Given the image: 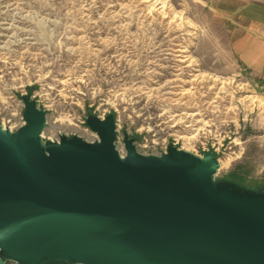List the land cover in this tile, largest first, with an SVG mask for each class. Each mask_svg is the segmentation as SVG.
<instances>
[{
	"label": "rangeland",
	"instance_id": "1",
	"mask_svg": "<svg viewBox=\"0 0 264 264\" xmlns=\"http://www.w3.org/2000/svg\"><path fill=\"white\" fill-rule=\"evenodd\" d=\"M145 1L0 0V127L23 125L20 96L29 89L48 113L43 142L89 141L86 115L113 114L121 155L124 133L141 155L159 156L170 144L195 157L212 149L214 180L264 191V111L240 102L252 92L264 97V83L226 67L215 12L264 0H158L165 15ZM3 23L12 24L8 34ZM181 46L191 67L180 62ZM200 74L233 79L232 98L216 95L210 81L184 82Z\"/></svg>",
	"mask_w": 264,
	"mask_h": 264
},
{
	"label": "water",
	"instance_id": "2",
	"mask_svg": "<svg viewBox=\"0 0 264 264\" xmlns=\"http://www.w3.org/2000/svg\"><path fill=\"white\" fill-rule=\"evenodd\" d=\"M23 125L0 127V264H264V191L218 171L212 149L159 156L116 147L113 114L88 113L94 141L43 142L28 89Z\"/></svg>",
	"mask_w": 264,
	"mask_h": 264
},
{
	"label": "crops",
	"instance_id": "3",
	"mask_svg": "<svg viewBox=\"0 0 264 264\" xmlns=\"http://www.w3.org/2000/svg\"><path fill=\"white\" fill-rule=\"evenodd\" d=\"M215 12L223 31L219 51L226 67L264 83V4L244 2Z\"/></svg>",
	"mask_w": 264,
	"mask_h": 264
},
{
	"label": "bare ground",
	"instance_id": "4",
	"mask_svg": "<svg viewBox=\"0 0 264 264\" xmlns=\"http://www.w3.org/2000/svg\"><path fill=\"white\" fill-rule=\"evenodd\" d=\"M152 0H146L145 2H151ZM158 0H155L156 4L154 3H151L149 5V7L151 8H157L158 6V9L161 11V14L162 15H165V13L163 12V9L165 7V2L163 1H159L157 2ZM174 18V17H173ZM3 25H8L7 27L3 28V31L6 32L7 34L11 31V28L10 26H12V24H6V23H3ZM196 32L195 33H191V37L195 38L196 37ZM6 37H10V36H6ZM178 53H180V56L179 57H182L183 59H181V63L185 64L187 63V67H191L192 66V60H191V57L188 56V55H183L184 53L187 52V46H181L180 49L177 50ZM207 74L203 75V74H200V75H195L193 79H189V80H185L184 82L189 84V85H196V82L199 80H204L205 82L206 81H210L212 87H214L215 90H217V92H215V94L217 95L218 92H220L221 94H224V93H227L228 95H230V98H232V94L233 92H231L233 89V79H223L221 77H218V76H212L210 74L207 75V77H205ZM206 79V80H205ZM218 86H220L218 88ZM232 86V88H231ZM236 87L234 88L235 90H238V91H241L244 88V86L240 83L236 84L235 85ZM193 87V86H192ZM192 88H189V89H184L183 91L185 93H190ZM240 102L241 104H249V106L251 107H255V108H258L259 110H262L264 111V97H261V96H258L256 94H254L253 92L250 93V94H247L245 95L242 99H240ZM196 115H199L198 113H192V114H189L188 116L189 117H194ZM200 122V123H203L204 125H207V122H205L203 119H200L197 121V123ZM197 130H200L199 128L196 129L195 131ZM183 139L185 141H190L191 139H193V136H183ZM220 166L221 164H223L222 162L219 163ZM219 166V165H218Z\"/></svg>",
	"mask_w": 264,
	"mask_h": 264
},
{
	"label": "built area",
	"instance_id": "5",
	"mask_svg": "<svg viewBox=\"0 0 264 264\" xmlns=\"http://www.w3.org/2000/svg\"><path fill=\"white\" fill-rule=\"evenodd\" d=\"M21 119H22V118H21ZM22 122H23V120H22ZM2 128L5 129L4 127H2ZM16 130H17V129H16ZM8 131L13 132V131H15V129H14V128H13V129H10V128H9ZM92 133H93V132H92ZM94 134H95V133H94ZM96 139H97V137H96V134H95L93 137L90 138L89 141L91 142V141H94V140H96ZM6 264H11V263H10V262H7Z\"/></svg>",
	"mask_w": 264,
	"mask_h": 264
}]
</instances>
